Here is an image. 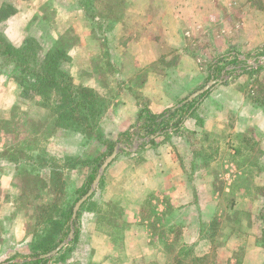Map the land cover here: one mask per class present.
Returning a JSON list of instances; mask_svg holds the SVG:
<instances>
[{"label":"rangeland","instance_id":"obj_1","mask_svg":"<svg viewBox=\"0 0 264 264\" xmlns=\"http://www.w3.org/2000/svg\"><path fill=\"white\" fill-rule=\"evenodd\" d=\"M252 1L255 4L256 0ZM180 2L181 0H0V8L9 5L15 10L12 16L0 22V39L14 48H21L27 39H31L41 48L28 52L29 68L22 73L20 70L24 68L15 67L10 58L0 54V150H9L13 142H18L30 158L22 160L18 165L0 159V264H6V260L14 256V262H22V257L31 253L29 244L33 236H43L41 227L35 221L36 206L41 203L50 204L53 196L40 178L48 168L41 167L39 159L64 164L67 163L65 157H79L83 161L92 162L104 156L107 148L105 142L108 141L118 142L117 144L134 151L128 153L120 150L117 158L105 170L93 194L95 206L89 208L86 202L81 207L73 225V239L56 255L45 258L48 260L47 264H170L181 248L190 250L196 256L209 255L218 264H235L236 259L245 264L244 257L249 252L248 264H264V182L256 181L257 175L264 180V151L253 143V135H250L251 141L248 144L241 142L240 136L236 137L239 144L249 148L244 151L237 150L235 143L225 145L224 136L218 134L203 138V143H209V149L195 153L201 160L216 161L210 173L216 200L203 194L201 198L194 200L192 206L175 215V223L170 225H163L162 216L158 215L160 205L157 200L145 201L141 206L140 216L141 219L148 216L144 226L150 236L149 247L133 249V246H126L123 239L124 221L113 211V208H118V204L117 201L111 202L112 197L120 196L121 191L129 192L132 189L131 193L134 192L137 183L131 172L134 174L135 166L140 165L143 160L142 151L149 145L148 142L142 145L146 138L140 139L143 140L140 143L135 138L131 145L123 143L120 136L127 131L118 135L110 127L108 115L110 106L115 104L114 94L119 96L130 85V80L124 81L120 77L117 79V75L129 77L131 69L128 66L131 62L129 63L126 54L131 43L145 41L147 38L162 42L164 36L167 39L169 34L177 43L178 35L182 31L184 34V31L196 24L187 19L188 24L183 25V22H177L178 18H174L173 14L181 12ZM219 4L222 9L227 8L222 5L221 0ZM208 5L205 6V12L210 9ZM257 5L263 9V12L260 10L258 13L264 16L263 4L260 2ZM17 13H20L19 17L8 23ZM239 14L230 16L237 22ZM30 18L32 21L27 26ZM210 22L213 24L216 20ZM217 23L216 35H219L222 23ZM199 24L204 27L211 25L207 21ZM166 39L164 42H167ZM198 41L199 39H195L192 42L196 45L193 52L199 51L198 63L203 64L206 62L200 61L201 54L208 55L209 49L208 46H200ZM82 42L89 43L86 46L90 50L91 60L89 71L80 77L84 76L87 82L95 84L101 95L90 89L106 104V111L98 125L101 140L94 136L87 138L76 132L56 129L55 116L48 109V103L32 91H24L20 85L24 81L21 83L28 86L31 80L29 74L33 67L30 62L32 57L37 58L53 47H58L68 55ZM192 48L189 45L188 50ZM113 50L120 52L114 53ZM239 55L248 61H253L256 56L264 57V45ZM231 57L229 53H225L217 60L228 58L220 66H232ZM68 58L69 61L62 65V70L69 75V55ZM260 67L262 69L253 74L243 70V73L230 81L223 78L224 69L219 75L224 83H238L240 90L247 96L250 88L256 94L257 88L264 84V64ZM144 73L145 71L136 81L138 87L144 83ZM114 78L116 82L119 81L116 87L112 84ZM116 90L119 91L118 94ZM135 126L136 124L129 131L133 133L131 130ZM221 146L224 149H220ZM105 158L104 156L103 160ZM92 168L93 165L80 166L65 172L64 195L57 197L60 198L59 208L64 210L75 204L78 198L76 191L83 185ZM255 182L261 186L257 187ZM243 190L248 191L249 202L237 200L239 195L244 194ZM147 212L149 214L146 215ZM254 221L258 225L254 226V232L259 234L257 237L254 232L244 228L247 223L253 225ZM75 232L77 240L72 243ZM98 233L105 238L101 239ZM59 234L56 235L57 238ZM67 238L68 236L62 242ZM250 251H257L258 255ZM95 252L104 254L100 263L92 258ZM151 256L153 259H146ZM26 260L30 261L29 258Z\"/></svg>","mask_w":264,"mask_h":264},{"label":"crops","instance_id":"obj_2","mask_svg":"<svg viewBox=\"0 0 264 264\" xmlns=\"http://www.w3.org/2000/svg\"><path fill=\"white\" fill-rule=\"evenodd\" d=\"M260 2L264 7V0H256L255 4L252 0H221L222 5L227 6L228 11L227 8L219 7V0H181V12L173 14L174 18H178L177 22H183V25L187 23V19L191 23L196 22V24L189 27L190 30L184 31V34L182 31V34L178 35L177 43L169 34L167 39L164 36L162 42L151 38L133 42L129 45L127 54L125 52L128 55L129 63L131 62L128 66L131 72L128 78L119 73L117 79L120 77L124 81L130 80V85L126 90H123L122 94L120 92L119 96L114 94L113 102L115 104L110 106L109 117L107 116L111 121L110 127L113 133L118 135L129 131L135 124V130H138L136 119L142 108H147L154 115H160L167 111L172 113L183 108L181 106L173 110L191 94L212 80L217 82L205 95L186 103L193 104V108L188 115L182 117L181 123L177 127H170L168 135L154 137L155 143L144 148L142 151L144 153L142 154L143 160L140 165L135 166L134 174L131 172V176L134 175L137 183L133 189L134 192L131 193L132 189L129 192L121 191L120 196L111 198V202L117 201L118 207L123 209L121 220L127 223V225L123 223V239L126 246H133V249L149 247L150 236L146 233L144 226L146 222H143L140 216L141 206L145 201L157 200L160 205L158 215L162 216L163 225H170L175 223V215L192 206L194 200L201 198L203 194L216 200L210 174L216 161L201 160L196 157L195 153L209 149V143L202 142L204 137L211 138L215 134L224 136L223 143L225 145L235 143L237 150L244 151L249 148L239 144V141L235 140L236 137L240 136L241 142L244 141L248 144L251 141L250 135H253V143L264 151V101L263 104L255 103L252 100L257 96L254 90L250 88L246 96L240 90L241 86L238 83H224L221 81L220 75L219 77L213 75L215 70L213 65L218 57L229 53L242 60L239 53L264 45V16L258 13L260 10L263 12V9L257 5ZM207 4L210 9L205 12ZM233 12L236 15L240 13L238 17L240 22H235V19L231 18L230 15L234 14ZM19 14L12 17L8 23L17 19ZM32 18L27 20V26L31 23ZM210 20H216V23L212 24ZM205 21L211 25L204 27L199 24ZM217 21L219 24L222 23L219 35H216ZM165 39L167 42H164ZM195 39H199L200 46H208L209 54L202 53L201 56L204 60L200 59V61L210 64L198 63L199 51L194 50L195 52H193L196 45L192 42ZM88 44V42H82L80 46L74 47L69 52L71 63L68 72L75 86L92 88L101 95L95 84L87 82L84 76L80 77L89 71L91 57H89L90 50L86 46ZM189 45L193 46L190 51L188 50ZM113 51L114 53L120 52V50ZM117 58L119 57L117 56ZM118 63L121 68V61L119 60ZM144 71V83L138 87L136 81ZM113 81L112 84H115V87L116 83L119 85L116 78ZM262 85L264 86V84ZM118 92L116 90L117 94ZM180 115L179 112L169 122V125L172 126L173 123H176ZM217 149L219 150V146ZM220 149H224V146H221ZM132 166L134 167L133 164ZM258 177L260 175L256 177L257 182H264L262 178ZM255 185L261 186L256 182ZM242 193L244 194L239 195L237 200L249 202L248 191L243 190ZM129 199L131 200L128 201ZM161 204L165 205V208ZM236 206L237 204L233 208L235 209ZM256 225V221H254L253 225L247 223L244 228L254 232ZM256 232L254 233L257 237L259 234ZM99 236L101 239L105 238L102 235ZM97 252L99 251L97 250ZM97 252L92 258L95 262L100 263L104 254ZM250 252L258 255L257 251ZM248 253L244 257L245 264H248L247 257L250 255ZM146 259L151 260L153 257Z\"/></svg>","mask_w":264,"mask_h":264},{"label":"trees","instance_id":"obj_3","mask_svg":"<svg viewBox=\"0 0 264 264\" xmlns=\"http://www.w3.org/2000/svg\"><path fill=\"white\" fill-rule=\"evenodd\" d=\"M15 10L9 5H3L0 8V22L6 19L8 16H12ZM39 46L34 40L27 39L21 48H14L8 43H5L0 39V54L10 58L16 67H22L21 73L25 72L29 68L27 65L29 62L30 50H39ZM233 60L230 62L232 66L238 64L236 56L231 57ZM228 59V58H227ZM225 58L218 59L215 66L214 76L219 77V74L223 71L224 64L227 60ZM69 61L68 55L65 51L58 47H53L44 54L38 55L37 58L30 60L33 67L30 68V82L27 86L26 83H21L24 91H32L34 95L40 99L45 100L48 104V109L54 114L56 129L67 132H76L87 138L92 136L101 140V136L98 134V125L102 115L106 111V104L92 89L88 87L75 86L72 78L62 70V65ZM240 63V62H239ZM262 69L259 67L257 70L247 71L249 74L257 73ZM263 85L257 88V96L252 98L257 104H263L264 93ZM193 108V104H185L183 108L170 112L167 111L160 115H154L149 112L147 108H142L137 116L136 123L139 129L136 131L135 127L133 133L127 131L121 134L123 143L131 145L136 138L148 139L149 145H153L154 137L158 135H168L170 129L169 122L176 117L180 112L181 115L176 120L178 126L181 123L182 117L188 115L189 111ZM1 125V124H0ZM140 131V132H139ZM96 132V133H95ZM94 134V135H93ZM153 137V138H152ZM107 148L104 152V156L110 155L118 142H105ZM144 145L147 142H142ZM12 147L9 150H0V159L18 165L22 163L24 159H30L24 152V147H20V144L13 142ZM130 153V152H128ZM130 155V154H129ZM104 156L93 160L92 162L83 161L79 157H65L67 163L59 164L58 161L40 160L39 165L41 167H47V172L42 173L40 178L42 183L48 188L53 198L50 204L41 203L36 206L35 221L37 225L41 227L43 236L35 235L29 244L30 255L23 256L22 262H14L15 256L6 260V264H47V259H40L39 256L49 253L55 249L70 232V219L72 215L73 205H69L64 210L58 206L60 198L59 195H64V181L63 176L65 172L73 171L80 166L93 165L90 174L87 176L83 185L77 189V200L82 197L89 188L90 184L94 180L97 170L103 162ZM93 195L86 203L87 207L92 208L95 206L93 203ZM76 202V201H75ZM74 202V203H75ZM113 211L118 217H122L123 209L113 208ZM142 214V210L140 211ZM149 212L146 213V215ZM79 217V216H78ZM148 216L142 217V221H146ZM35 223V224H36ZM60 233L59 238L57 234ZM76 234V232H75ZM264 236V230L262 231ZM77 234L72 243L77 240ZM234 257V256H233ZM30 261H27L28 259ZM170 264H218L209 255L196 256L190 250L179 249L174 256L172 263ZM230 264V262H228ZM235 264H241V261L236 259Z\"/></svg>","mask_w":264,"mask_h":264},{"label":"water","instance_id":"obj_4","mask_svg":"<svg viewBox=\"0 0 264 264\" xmlns=\"http://www.w3.org/2000/svg\"><path fill=\"white\" fill-rule=\"evenodd\" d=\"M258 59H259L261 65H263L264 64V57H259ZM216 83L217 82L214 80L210 81L206 86H204L203 88H201L197 92L191 94L185 101H183L181 104H179L173 110H176L177 108L183 106L184 104L192 102L196 98L205 95L207 92H209L212 89V87ZM140 141L142 142L143 140H137L136 142L140 143ZM144 141L148 142V139H146ZM120 150H123L125 152L134 151V149H132V150L126 149L121 144H117L114 147L112 153L103 160L102 164L99 167L97 175L95 176V178H94L93 182L91 183L87 192L75 202V204L72 208V215H71V219H70V232L68 234V238L64 242L60 243L54 250H52L48 254L39 256L40 259L50 258V257L56 255L60 250H62L73 239V237H74V229H73L74 226L73 225H74V222L76 220L78 212L80 211L81 207L93 196V194L97 190V187L101 181V178H102L105 170L117 158L118 154L120 153Z\"/></svg>","mask_w":264,"mask_h":264},{"label":"built area","instance_id":"obj_5","mask_svg":"<svg viewBox=\"0 0 264 264\" xmlns=\"http://www.w3.org/2000/svg\"><path fill=\"white\" fill-rule=\"evenodd\" d=\"M259 57H254L253 61L250 60H246L244 58H242V60H239L238 58V64L235 66H228L226 65V67L224 68V72H223V78L227 81L233 80L234 76H238L241 73H243L244 71H253V70H257L261 65L259 59ZM240 62V63H239ZM243 64V65H241Z\"/></svg>","mask_w":264,"mask_h":264}]
</instances>
